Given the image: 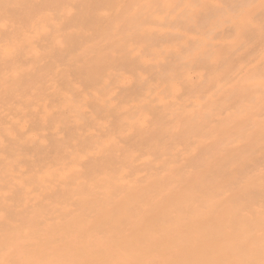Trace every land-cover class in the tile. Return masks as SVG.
Returning <instances> with one entry per match:
<instances>
[{"label": "bare ground", "instance_id": "obj_1", "mask_svg": "<svg viewBox=\"0 0 264 264\" xmlns=\"http://www.w3.org/2000/svg\"><path fill=\"white\" fill-rule=\"evenodd\" d=\"M98 1L66 0L64 6L60 0H0L4 264H26L22 256L28 264H264V172L230 185L240 164L229 158L205 155L202 167L180 170L179 165L196 162L198 156L190 153L205 148L200 142L181 152L180 159H171L179 151H159L157 134L165 128L182 138L214 114L198 104L192 115L182 110L165 123L154 118L162 109L179 112L167 97L177 79L186 76L182 65L192 58L205 64L213 54L222 58L226 53L201 46L186 53L163 46L157 52L155 41L171 37L157 38L158 31L143 25L141 17L159 12L164 19L175 13L171 27L202 29L215 22L190 24L184 17L216 11L197 6L199 0L181 5L124 0L133 3L127 14L122 0H108L102 12L91 10L90 3ZM38 3L42 7L33 13ZM9 8L10 13H1ZM43 9L50 11L51 29H22L31 16L43 21ZM235 9L240 13L243 7ZM99 18L107 20L104 30L92 28ZM163 52L174 54V60L152 62L159 69L147 70L144 77L140 69L148 63L146 56L157 60ZM257 100L235 109L261 107L264 98ZM227 117L220 118L222 125ZM133 136L141 148L138 155ZM148 148L156 157L148 156ZM151 161L167 167L147 171ZM225 162L228 173H219Z\"/></svg>", "mask_w": 264, "mask_h": 264}, {"label": "rangeland", "instance_id": "obj_2", "mask_svg": "<svg viewBox=\"0 0 264 264\" xmlns=\"http://www.w3.org/2000/svg\"><path fill=\"white\" fill-rule=\"evenodd\" d=\"M171 1L169 3L172 5L183 3L182 0ZM60 2L62 5L68 6L66 0H60ZM152 2L153 4L158 3L155 0ZM121 3L125 5L124 11L127 14L133 3L124 0ZM196 5L205 6L211 11H216L217 14L205 15L206 12H203L196 15L189 12L184 17L186 21L192 24L206 20L215 22V24L207 23L202 29L191 25L188 26V29H178L171 27L170 22L176 17L175 13L164 19L163 14L159 12L150 18L141 17L143 25L158 31L157 38L160 36L171 37L169 41L160 39L155 41L153 49L157 52H161L163 46H167L173 53L184 51L186 53V50H190L194 46H201L209 52L215 50L226 53L225 57L222 58H215L213 54L205 61V64L197 63L192 58L182 65L186 67V76L177 79L167 97L169 101H173L180 108L177 109L179 112L173 113L170 109H162V111H157L159 115H155L154 118L165 123L167 120L177 117V114L181 113L182 110L189 111V114L192 115L191 110L196 109L198 104L212 110L214 114L207 119V124H200L195 129L186 130L182 138L173 136L171 131L174 128H165L162 133L157 134L162 142L159 151H165L170 155L179 151L171 159H175L173 157L180 159L181 152L188 153L187 149L194 148V145L200 142L205 148L198 147L190 153L198 156L195 158L196 162L192 161L190 165H179L180 170H196L199 168V164L202 167L201 160L205 155L211 154L213 157L229 158L230 161H236L240 164V168L236 171L238 174H235L236 181L230 183V185H236L239 178L244 175L251 176V174L264 172V104L252 109H235L242 104L253 105L260 97L264 98V0H199ZM236 5H242L243 9L240 13L235 9ZM89 6L93 11L100 10L102 12L104 7L109 6V2L108 0H100L97 3H90ZM211 6L219 7L217 8L218 11L212 9ZM40 7L42 6L39 3L36 4L34 9L32 8V11L35 10L33 13H38ZM9 10L10 8L1 11V13ZM42 12L47 15L43 21L35 18V15L31 16L29 20L32 22L27 20L22 29L32 30L33 27L35 29L42 27L47 30L51 29L49 9H43ZM99 20L100 24H95L96 27L92 28H106L107 20L103 18H99ZM243 26H246V31H243ZM4 27V25H0V28ZM161 29H169L173 33L165 36L160 33ZM241 32L243 33L241 34ZM132 41L134 42V40L130 42ZM179 43L184 45L185 50L179 46ZM196 43L200 44L196 45ZM130 46H134V44ZM174 58V54L163 52L159 59L155 60L153 55L149 54L146 56L148 63L141 65L140 71L144 77H147L149 76L146 73L147 70L150 69V73L152 69H159V64L152 66V62L156 63L166 59L172 61ZM186 78L189 80L187 81ZM159 90L160 88H158ZM134 94H136V98L142 97V93L134 92ZM160 94L165 98L166 93ZM156 101L153 99V103H157ZM226 115H228L226 118L228 122L222 125L220 118ZM48 129L45 128L44 133H48ZM130 141L133 152L138 155L141 148L137 145V138L133 136ZM244 146H248V148ZM242 147L245 148L246 152L241 151ZM146 150L145 152L150 158L156 157L154 153L152 156L154 149L148 148ZM224 164L218 171L219 173H228L230 165L228 162ZM161 167L162 165L159 167L157 162L151 161L147 171H159L167 166ZM46 243L53 242L48 241ZM5 258L6 251L3 250L0 252V264H4ZM20 258L28 264V257L22 256ZM53 261L54 257L48 256L47 262L53 263Z\"/></svg>", "mask_w": 264, "mask_h": 264}]
</instances>
